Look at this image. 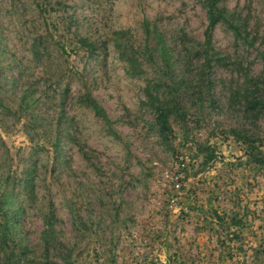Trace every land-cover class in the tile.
Wrapping results in <instances>:
<instances>
[{"label": "rangeland", "instance_id": "obj_1", "mask_svg": "<svg viewBox=\"0 0 264 264\" xmlns=\"http://www.w3.org/2000/svg\"><path fill=\"white\" fill-rule=\"evenodd\" d=\"M218 7L0 0V264H264V0Z\"/></svg>", "mask_w": 264, "mask_h": 264}, {"label": "trees", "instance_id": "obj_2", "mask_svg": "<svg viewBox=\"0 0 264 264\" xmlns=\"http://www.w3.org/2000/svg\"><path fill=\"white\" fill-rule=\"evenodd\" d=\"M207 4V15H208V26L205 31V45L210 48L212 46L213 34L215 28L223 21H225V12L218 7L219 0H206ZM63 50L65 47L62 44L58 45ZM75 48H84L86 52L90 55H93L97 50V45L87 39H79L77 41ZM148 101L151 104V108L155 112V123L158 126V132L163 138L172 132L170 125V118L174 113L175 107L170 103L163 101L159 98L158 95L153 94L151 91L147 93ZM85 102L90 106L94 113L98 117H102L108 124H111V121L108 119V116L101 105L98 104L90 95L85 97ZM254 158V162L257 164H263V161L259 159L256 155H251ZM8 230L9 227L7 226ZM48 264V263H47Z\"/></svg>", "mask_w": 264, "mask_h": 264}]
</instances>
